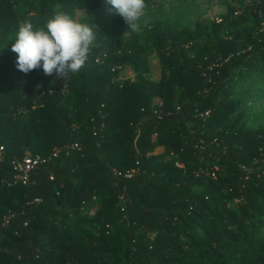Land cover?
I'll use <instances>...</instances> for the list:
<instances>
[{
    "label": "trees",
    "instance_id": "1",
    "mask_svg": "<svg viewBox=\"0 0 264 264\" xmlns=\"http://www.w3.org/2000/svg\"><path fill=\"white\" fill-rule=\"evenodd\" d=\"M240 3L193 26L187 5L153 10L132 31L106 0H0V264H264V125L246 122L264 0ZM56 5L96 32L57 87L11 51ZM35 155L48 159L14 181L12 161Z\"/></svg>",
    "mask_w": 264,
    "mask_h": 264
},
{
    "label": "clouds",
    "instance_id": "2",
    "mask_svg": "<svg viewBox=\"0 0 264 264\" xmlns=\"http://www.w3.org/2000/svg\"><path fill=\"white\" fill-rule=\"evenodd\" d=\"M120 15L129 29L140 30V21L146 15L145 0H106ZM144 23H147L145 20ZM94 25L79 22L55 6L54 13L43 26H34L30 20L18 28L11 51L16 54V67L27 74L42 69L45 75L55 74L67 79L78 74L86 65L96 40Z\"/></svg>",
    "mask_w": 264,
    "mask_h": 264
},
{
    "label": "rangeland",
    "instance_id": "3",
    "mask_svg": "<svg viewBox=\"0 0 264 264\" xmlns=\"http://www.w3.org/2000/svg\"><path fill=\"white\" fill-rule=\"evenodd\" d=\"M251 0H161L149 4V7L146 9L145 17L140 21V25L144 24V21H148L152 15L153 10L155 15L160 18H166L172 15L174 9L179 5H187L189 12L183 18V23L188 26H193V23L197 19H207V20H220L223 15L226 14V8L228 5L233 8H240V2H248ZM257 1V0H255ZM106 12L111 15L114 14V9L110 5L106 7ZM237 12H240L237 10ZM101 14V13H100ZM99 16L101 19L102 15ZM85 16L83 11L77 10L75 12V19ZM89 16H93L90 14ZM129 34V31L126 35ZM147 66L148 72L146 76L151 80H158L160 77V66L157 61L155 53H150L147 57ZM49 76V75H48ZM133 72L129 69H125L118 76L119 80L132 79ZM49 80L52 86H60L63 83L64 79L58 78L55 74L49 76ZM249 87L254 88V95L250 98L248 102V112L249 117L247 119V125L250 128H256L258 126L264 125V74L255 75L249 84ZM244 86L242 82L237 86V91H242ZM97 205H92L88 210H84L83 214L86 215L89 219L92 218V214L97 211ZM93 212V213H92ZM89 227L93 228V225L90 224Z\"/></svg>",
    "mask_w": 264,
    "mask_h": 264
},
{
    "label": "built area",
    "instance_id": "4",
    "mask_svg": "<svg viewBox=\"0 0 264 264\" xmlns=\"http://www.w3.org/2000/svg\"><path fill=\"white\" fill-rule=\"evenodd\" d=\"M55 155H56V151H53L51 156H55ZM47 159L48 158H44L38 155L25 156L22 159H14L12 161L14 181L20 182L22 184H26L28 181L30 172L34 170L35 168H37L39 165L45 163Z\"/></svg>",
    "mask_w": 264,
    "mask_h": 264
}]
</instances>
